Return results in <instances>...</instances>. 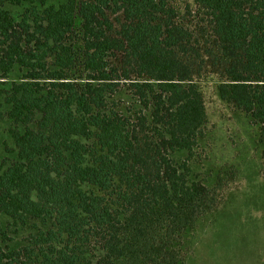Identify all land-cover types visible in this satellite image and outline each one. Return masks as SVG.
I'll return each instance as SVG.
<instances>
[{"label": "trees", "instance_id": "16d2710c", "mask_svg": "<svg viewBox=\"0 0 264 264\" xmlns=\"http://www.w3.org/2000/svg\"><path fill=\"white\" fill-rule=\"evenodd\" d=\"M193 2L0 0V264L186 263L202 84L264 154V0Z\"/></svg>", "mask_w": 264, "mask_h": 264}, {"label": "rangeland", "instance_id": "374dc122", "mask_svg": "<svg viewBox=\"0 0 264 264\" xmlns=\"http://www.w3.org/2000/svg\"><path fill=\"white\" fill-rule=\"evenodd\" d=\"M169 1L186 10V19L188 8H196L193 0ZM202 88L208 122L193 166L223 199L195 230L185 264H264L263 146L256 142L255 126L240 111L224 106L212 83ZM8 125L0 120V158L7 155L5 147L12 146ZM0 223L5 224L1 214Z\"/></svg>", "mask_w": 264, "mask_h": 264}]
</instances>
